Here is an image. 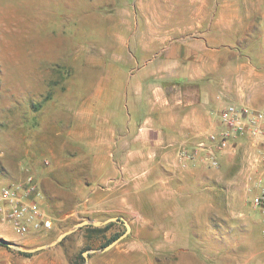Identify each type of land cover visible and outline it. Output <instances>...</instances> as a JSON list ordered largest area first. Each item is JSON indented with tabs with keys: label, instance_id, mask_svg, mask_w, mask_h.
<instances>
[{
	"label": "rangeland",
	"instance_id": "374dc122",
	"mask_svg": "<svg viewBox=\"0 0 264 264\" xmlns=\"http://www.w3.org/2000/svg\"><path fill=\"white\" fill-rule=\"evenodd\" d=\"M218 4L231 14L227 40L235 49L227 56L264 58V0H0V190L33 175L53 217L47 231L4 238L33 248L84 219L119 217L131 224L129 235L83 264H264V204L253 202L264 193V163L247 174L251 151L242 150L237 168L210 176L194 219L183 217L193 210L177 209L175 200L122 210L112 199V210L90 199L95 175L107 171L93 162L89 143L104 139L99 123L106 129L113 111L122 110L123 77L147 55L142 47L160 42L145 15L152 21L155 13L176 10L175 20L192 21L188 11ZM98 186L146 188L134 180L122 185L118 176ZM143 191L142 197L153 193ZM7 224L0 213V233L7 234ZM125 230L121 222L99 231L83 226L29 256L5 246L11 253L0 263L82 264L83 251L102 248Z\"/></svg>",
	"mask_w": 264,
	"mask_h": 264
},
{
	"label": "crops",
	"instance_id": "0c3cea01",
	"mask_svg": "<svg viewBox=\"0 0 264 264\" xmlns=\"http://www.w3.org/2000/svg\"><path fill=\"white\" fill-rule=\"evenodd\" d=\"M212 7L188 11L192 21L175 20L176 10L155 13L152 21L150 15H145V25L160 42L142 47L147 55L137 61L136 71L123 77L122 114L113 111L115 118L106 129L99 123L105 138L96 137L89 143L93 162L104 163L97 164V168L105 167L107 171L95 175V187L90 190L95 204L104 203L114 210L110 202L117 199L120 209L134 210L141 209V203H154L156 208L158 199L175 200L179 203L177 209L193 210L183 217L194 219L200 197L209 194L210 176L237 168L243 161V149L252 152L250 164H245L247 174L264 163L261 145L250 130L223 146L216 144L218 167L210 164L206 151L191 159L180 157L184 148L193 149L198 141L222 132L220 114L228 103L264 109V58L247 57L239 51L237 57L227 56L235 49L227 40V34L233 32L226 21L231 14L224 5ZM118 115L122 117L120 122ZM117 176L122 185L128 186L134 180L149 193L153 189V193L142 197L140 189L96 187ZM131 200L140 205L131 204ZM2 227L7 234L0 236L14 235L10 224ZM8 253L7 247L0 245V258Z\"/></svg>",
	"mask_w": 264,
	"mask_h": 264
},
{
	"label": "built area",
	"instance_id": "2783aa9c",
	"mask_svg": "<svg viewBox=\"0 0 264 264\" xmlns=\"http://www.w3.org/2000/svg\"><path fill=\"white\" fill-rule=\"evenodd\" d=\"M224 128L221 133H212L196 143L193 149L184 148L180 152L182 159H191L206 151L212 166H219L217 145H225L233 137L243 135L250 130L260 143V157L264 160V109H252L228 103L221 111ZM217 144V145H216ZM39 186L33 175L23 182L8 184L0 190V213L10 226L20 235L41 233L53 227L52 215L42 207ZM256 205L264 204V193L256 196Z\"/></svg>",
	"mask_w": 264,
	"mask_h": 264
},
{
	"label": "water",
	"instance_id": "95a60500",
	"mask_svg": "<svg viewBox=\"0 0 264 264\" xmlns=\"http://www.w3.org/2000/svg\"><path fill=\"white\" fill-rule=\"evenodd\" d=\"M111 222L123 223L126 226V230L121 235H119L117 238H115L113 241H111L110 243H108L107 245H105L102 248L83 251V256L85 257L86 261L88 262L89 255L91 253L108 251L112 247H114L119 241H121L122 239L127 237L129 235V233L131 232V224L127 220L120 219L119 217H109V218L104 219V220L84 219V220L76 223L71 229H68V230L62 232L53 242L48 243V244L39 245V246L33 247V248H25V247L21 246L20 244H18L16 241L9 240V239H6L4 237H0V243L4 244V245H6L12 249H16L18 251L33 253V252H36L38 250L57 245L58 243L62 242L67 236L76 232L79 228H81L83 226H87V225L104 226V225H107Z\"/></svg>",
	"mask_w": 264,
	"mask_h": 264
},
{
	"label": "trees",
	"instance_id": "16d2710c",
	"mask_svg": "<svg viewBox=\"0 0 264 264\" xmlns=\"http://www.w3.org/2000/svg\"><path fill=\"white\" fill-rule=\"evenodd\" d=\"M112 224H113V222H111V223H109V224H107V225H104V226H93V225H87V228H89V229H91V230H97V231H99V230H104V229H106V228H109ZM81 228H82V227H81ZM119 235H120L119 233H116V234L112 237L111 240H114V239L117 238ZM68 238H69V236H67L64 240H67ZM64 240H63V241H64ZM111 240H109V242H107V244L110 243ZM107 244H106V245H107ZM0 245L6 246V245L1 244V243H0ZM7 247H8V246H7ZM21 254L26 255V256H29L31 253H28V252H22V251H21ZM79 256H80V259H81L82 264H83V263H84V256H83L82 254H80Z\"/></svg>",
	"mask_w": 264,
	"mask_h": 264
}]
</instances>
